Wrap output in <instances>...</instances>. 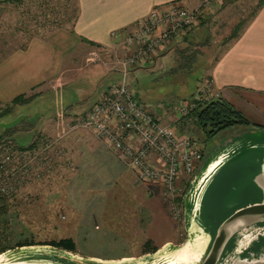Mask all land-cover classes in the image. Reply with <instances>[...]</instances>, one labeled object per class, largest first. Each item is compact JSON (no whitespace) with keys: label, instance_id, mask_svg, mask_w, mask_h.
<instances>
[{"label":"rangeland","instance_id":"374dc122","mask_svg":"<svg viewBox=\"0 0 264 264\" xmlns=\"http://www.w3.org/2000/svg\"><path fill=\"white\" fill-rule=\"evenodd\" d=\"M258 1L214 2L186 32L188 39H183L185 33L169 44L163 53L167 56L157 60L162 66L149 68L145 64L129 68L126 81L161 121L169 123L179 105L199 93L208 79L211 64L230 41L231 28L236 22L247 23L251 19ZM73 7L74 0H24L20 4L0 0V55L24 45L34 36L46 34L57 22L71 27ZM122 52L121 43L116 42L106 50H90L87 58L105 60L112 67ZM107 69L108 74L103 75L101 82L111 83L121 78L119 68ZM71 77L70 82L58 89L44 90L0 115V131L13 129L0 148L8 143L27 146L32 137L34 142L45 136L57 138L51 133L54 122L51 117L63 116L65 112L74 117L71 125L76 124L60 135L58 146L65 154L53 167H42L38 175L16 187L12 195L0 196V244L8 247L5 252L11 256L20 250L49 249L56 253L65 251L79 259L136 262L157 257L156 252L165 245L167 250L179 249L189 239L190 218L183 199L177 198L184 197L192 177L179 179L183 192L173 202L162 195L157 185L139 182L114 152L79 124L96 93L83 90L92 82L86 69L76 68ZM238 107L250 120L264 124V119L249 106ZM76 109L79 111L74 113ZM193 122L188 121V125ZM42 126H47V130H37ZM234 130L228 127L206 141L201 133L204 155ZM66 237L73 240L75 251L39 244ZM30 240L34 244H17ZM147 240H150L148 246L156 247V251L144 249Z\"/></svg>","mask_w":264,"mask_h":264},{"label":"crops","instance_id":"0c3cea01","mask_svg":"<svg viewBox=\"0 0 264 264\" xmlns=\"http://www.w3.org/2000/svg\"><path fill=\"white\" fill-rule=\"evenodd\" d=\"M200 1L77 0L78 11L71 27L53 28L44 35L30 38L24 46L14 48L0 56V101L6 104L21 93L27 95L35 92L36 95H40L44 90L58 89L70 82L71 74L76 68H81L86 69L92 80L88 88L84 86L83 90L91 89L96 93L89 110L109 84L101 82L103 75L108 74L107 68H116L109 67L105 60L90 61L89 57L87 58L90 50L94 48L106 50L111 47L118 41L116 37L111 36L112 30L129 28L155 6L163 7L165 4L177 2L192 8ZM168 48L150 58L145 64H148L149 68L162 66L157 60L160 56H167L163 53ZM145 64L132 68H140ZM64 75L67 76L65 79ZM208 79L214 94L225 96L237 107L242 104L249 106L257 116L264 119V3L244 25L240 34L230 39L228 45L213 61ZM16 105L19 104H15L13 108ZM78 111L76 109L74 113ZM172 115L175 117L169 123L178 131H185V122L190 114L180 116L176 111ZM70 116L71 114L65 112L63 116L51 117L54 121L50 126L52 135L62 139L60 135H64L63 132L75 127L76 124L71 125L74 117ZM251 121L255 124L233 126L232 130H235L217 142L206 155L201 147L200 141L204 140L201 139L199 127L195 122L187 125L186 131L196 141L202 154L195 173L200 170L213 150L231 137L245 133L257 143L240 149L211 179L202 198L200 214L196 224L194 223V228L201 229L206 235L204 245L208 242L214 227L225 216L236 208L259 202L264 197V145L258 143L262 140H257L264 139V124L252 119ZM42 127L44 128L37 130H47V126ZM89 131L92 133L90 129ZM11 139L13 140V135ZM34 140L32 137L29 144Z\"/></svg>","mask_w":264,"mask_h":264},{"label":"built area","instance_id":"2783aa9c","mask_svg":"<svg viewBox=\"0 0 264 264\" xmlns=\"http://www.w3.org/2000/svg\"><path fill=\"white\" fill-rule=\"evenodd\" d=\"M219 0H201L195 7L171 2L153 7L129 28L112 30L111 36L121 43L123 52L116 58V68L122 76L108 84L79 122L90 129L106 148L114 152L121 163L133 171L142 183L157 185L170 202L183 192L179 179L192 177L202 154L196 141L186 131H178L163 122L141 101L135 89L126 81L129 68L145 64L167 48L176 36L192 28L200 13ZM216 95L207 79L194 97L202 100ZM195 100L179 105L180 116L189 114ZM5 103L0 101V110ZM58 138L42 137L32 146L18 148L8 143L0 148V196L9 197L16 187L24 185L43 167H53L65 150ZM56 164V163H55Z\"/></svg>","mask_w":264,"mask_h":264},{"label":"bare ground","instance_id":"6f19581e","mask_svg":"<svg viewBox=\"0 0 264 264\" xmlns=\"http://www.w3.org/2000/svg\"><path fill=\"white\" fill-rule=\"evenodd\" d=\"M257 140H262L258 143L264 145V139ZM256 144L255 140H252L245 133H241V135L231 137L220 143L205 160L196 176L192 178L191 186L183 199L186 213H189L190 218L188 224L189 239L179 249L167 250V245H165L156 252L157 257L136 262L130 259L118 261H106L97 258L79 259L71 256L68 252L56 253L49 249H36L37 251L34 249L26 252L20 250V252L18 251V253L11 256L8 255L9 252L3 251L0 253V264H198L205 251L203 248L208 245V242L204 245L206 235L201 229L196 230L193 223V217L197 216L203 195L211 179L228 159L240 149ZM256 232H259V226L257 225L238 233V238H235L236 242L233 239L235 242L233 252L249 251L248 245L252 235Z\"/></svg>","mask_w":264,"mask_h":264},{"label":"trees","instance_id":"16d2710c","mask_svg":"<svg viewBox=\"0 0 264 264\" xmlns=\"http://www.w3.org/2000/svg\"><path fill=\"white\" fill-rule=\"evenodd\" d=\"M10 3H15V4H20L24 0H5ZM264 3V0H259L258 5L255 9V11L252 13L251 17L256 13L257 9ZM73 17L75 18L77 15L78 11V2L77 0H74V7H73ZM246 23H243L241 21L236 22L233 27L231 28L229 34H228V39H232L237 37L240 34L241 29L244 27ZM62 26L60 22H57L56 27ZM189 31V30H188ZM183 39H188V34L186 33L184 35ZM25 45V44H24ZM22 45V46H24ZM21 47V46H20ZM8 49V51L13 50ZM182 49V48H181ZM183 50V49H182ZM1 55H3L5 52ZM0 55V56H1ZM182 55H185L184 53ZM180 65L182 63H179ZM187 64H182L184 66ZM184 66V67H186ZM191 66V65H190ZM188 67V66H187ZM137 94V93H136ZM36 95L35 92L31 94H18L15 96L10 103H6L5 106L0 110V115L7 113L12 110L13 106L15 104H23L26 103L27 101L31 100L33 96ZM137 97L140 99V97L137 95ZM141 100V99H140ZM192 100L196 101V105L191 107L189 110V114L194 117V122L196 125L200 128V131L202 133V136L204 140H209L210 138L214 137L217 135V133L221 130H224L228 127H233L236 125H254L255 123L252 122L242 110H240L237 106H235L232 102H230L226 97H224L221 94H216L210 97H207L202 100H196L193 98ZM13 129L8 127L0 131V144L4 142L10 135V132ZM10 142V141H9ZM34 143L31 142L28 146H32ZM15 147L22 148L24 146L20 145H15ZM201 151V149H200ZM202 159V158H201ZM200 163V162H199ZM199 163L197 164V167L199 166ZM196 167V169H197ZM195 169V171H196ZM194 171V173H195ZM183 197L177 198V200L182 201ZM18 245H31L34 244V242L30 241H23V242H18ZM39 244L43 245H52L61 249H65L68 251H75V246L73 243V240L69 237L66 238H60L58 240L55 239H50L47 241H42ZM150 244V240H147L143 243L144 249H150V251H156V247H149L148 245ZM8 247L6 245L0 244V253L7 250Z\"/></svg>","mask_w":264,"mask_h":264},{"label":"water","instance_id":"95a60500","mask_svg":"<svg viewBox=\"0 0 264 264\" xmlns=\"http://www.w3.org/2000/svg\"><path fill=\"white\" fill-rule=\"evenodd\" d=\"M196 174L194 173L192 178ZM200 211L201 205L197 216L193 217L195 224ZM256 225L259 226V232L252 235L248 245L249 251L233 252L238 233ZM204 249L198 264H264V197L259 202L236 208L225 216L214 227Z\"/></svg>","mask_w":264,"mask_h":264}]
</instances>
